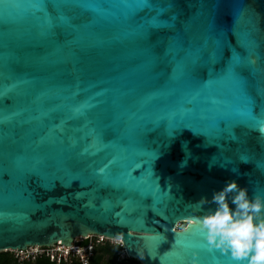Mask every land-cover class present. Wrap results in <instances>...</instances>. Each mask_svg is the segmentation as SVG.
<instances>
[{
  "label": "water",
  "instance_id": "obj_1",
  "mask_svg": "<svg viewBox=\"0 0 264 264\" xmlns=\"http://www.w3.org/2000/svg\"><path fill=\"white\" fill-rule=\"evenodd\" d=\"M230 181L264 196V0H0V253L234 264L188 223Z\"/></svg>",
  "mask_w": 264,
  "mask_h": 264
},
{
  "label": "clouds",
  "instance_id": "obj_2",
  "mask_svg": "<svg viewBox=\"0 0 264 264\" xmlns=\"http://www.w3.org/2000/svg\"><path fill=\"white\" fill-rule=\"evenodd\" d=\"M214 204L195 221L209 250L229 256L234 264H264V196H249L247 188L237 182H226L214 192L212 200L198 205Z\"/></svg>",
  "mask_w": 264,
  "mask_h": 264
},
{
  "label": "built area",
  "instance_id": "obj_3",
  "mask_svg": "<svg viewBox=\"0 0 264 264\" xmlns=\"http://www.w3.org/2000/svg\"><path fill=\"white\" fill-rule=\"evenodd\" d=\"M118 247L114 253L113 264H120L127 260V256L119 239L108 238L102 235H88L75 238L70 246L60 242L48 247L32 246L23 250H8L18 263H34L46 259L51 264H92L96 249L105 245Z\"/></svg>",
  "mask_w": 264,
  "mask_h": 264
},
{
  "label": "trees",
  "instance_id": "obj_4",
  "mask_svg": "<svg viewBox=\"0 0 264 264\" xmlns=\"http://www.w3.org/2000/svg\"><path fill=\"white\" fill-rule=\"evenodd\" d=\"M118 247L105 245L96 249L95 259L92 264H113L114 253ZM133 261V260H132ZM0 264H51L46 259L37 260L34 263H18L10 253H0Z\"/></svg>",
  "mask_w": 264,
  "mask_h": 264
},
{
  "label": "flooded vegetation",
  "instance_id": "obj_5",
  "mask_svg": "<svg viewBox=\"0 0 264 264\" xmlns=\"http://www.w3.org/2000/svg\"><path fill=\"white\" fill-rule=\"evenodd\" d=\"M120 264H140V263H138V262H136V261H132V260H124L122 263H120Z\"/></svg>",
  "mask_w": 264,
  "mask_h": 264
},
{
  "label": "rangeland",
  "instance_id": "obj_6",
  "mask_svg": "<svg viewBox=\"0 0 264 264\" xmlns=\"http://www.w3.org/2000/svg\"><path fill=\"white\" fill-rule=\"evenodd\" d=\"M184 228V226L182 225V223H180L179 225H177V229H183ZM123 262V261H122ZM121 262V263H122Z\"/></svg>",
  "mask_w": 264,
  "mask_h": 264
}]
</instances>
